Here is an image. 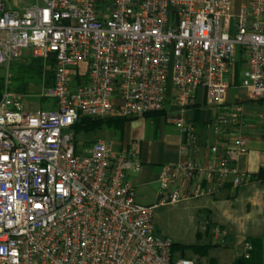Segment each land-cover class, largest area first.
<instances>
[{
  "label": "built area",
  "instance_id": "obj_1",
  "mask_svg": "<svg viewBox=\"0 0 264 264\" xmlns=\"http://www.w3.org/2000/svg\"><path fill=\"white\" fill-rule=\"evenodd\" d=\"M30 61L51 69L38 95L52 100L47 111L25 109V95L10 89L11 65ZM238 62L240 86L264 99V0L238 10L232 0H0V264H194L156 234L157 206L136 202L125 179L141 169L134 154L107 140L75 149L72 128L159 113L170 89L186 109L203 89L219 110L209 124L219 160L164 166L158 177L159 206L202 196L246 152L241 112L225 107ZM173 124L196 143L193 125ZM193 174L210 189L164 197ZM242 245L248 259L251 245Z\"/></svg>",
  "mask_w": 264,
  "mask_h": 264
},
{
  "label": "crops",
  "instance_id": "obj_2",
  "mask_svg": "<svg viewBox=\"0 0 264 264\" xmlns=\"http://www.w3.org/2000/svg\"><path fill=\"white\" fill-rule=\"evenodd\" d=\"M245 1L232 0L234 9L238 10ZM172 95L170 89L161 112L141 118L115 119L118 121L106 131V137L116 139L111 142L116 151H131L141 165L139 172H128L125 177L135 193L138 192L139 199L147 200L138 202L135 196L136 202L157 206L155 209L163 207L159 206L163 196L158 183L162 167L184 162L207 166L219 160V156L211 153L215 139L209 126L219 110L206 106L203 89L197 91L193 105L186 109L178 107ZM225 103V107L241 112V135L245 139L246 152L236 156L222 187L218 188L214 180L211 192L182 202L201 217L200 228L193 244L173 243L183 247H205L213 253L208 254L209 257H199L186 249L196 264L199 261L208 264L209 260L216 264H236L237 261L239 264H264V99L254 98L248 89L240 86V77H237L228 90ZM180 118L194 126V145L186 142L174 126L173 122ZM231 138L229 145L233 148L234 135ZM235 179H240L236 188L232 184ZM176 187L191 194L196 189L207 191L211 185L202 175H184L169 186L164 197ZM244 241L252 248L248 259L243 257Z\"/></svg>",
  "mask_w": 264,
  "mask_h": 264
},
{
  "label": "rangeland",
  "instance_id": "obj_3",
  "mask_svg": "<svg viewBox=\"0 0 264 264\" xmlns=\"http://www.w3.org/2000/svg\"><path fill=\"white\" fill-rule=\"evenodd\" d=\"M31 0H20L22 3H29ZM33 62L28 63L19 62L15 65H11L10 73L12 78L10 79V89L19 88V93L25 95L23 105L24 108L31 111H37L40 108L47 111L49 104L52 100H45L39 98L38 95L41 92L42 86L40 82L45 79L46 88L51 84V69L41 67V73L39 75L28 73L31 69ZM42 64V63H41ZM242 63L238 62L235 65V79L241 77ZM5 74V68H0V91L4 83L3 77ZM49 81V83H48ZM25 87L24 90H20ZM113 123H103L97 125L92 130H83L75 135L74 141L79 148H84L86 145L105 139L109 142H115L116 139L106 137V131L111 127ZM73 135V136H74ZM238 187V186H237ZM236 188V187H235ZM136 200L138 202H145L146 199H139V194L135 193ZM154 223L155 231L158 235H163L169 237L173 242L179 243L181 245H190L195 242V233L200 228L201 217L188 208V204L180 203L174 206L166 205L159 207L154 210ZM207 252V257L213 253ZM209 254V255H208ZM176 257L191 259L193 256L188 252H176ZM194 264L196 262L192 260ZM197 264H202L201 261Z\"/></svg>",
  "mask_w": 264,
  "mask_h": 264
},
{
  "label": "trees",
  "instance_id": "obj_4",
  "mask_svg": "<svg viewBox=\"0 0 264 264\" xmlns=\"http://www.w3.org/2000/svg\"><path fill=\"white\" fill-rule=\"evenodd\" d=\"M33 65L30 66L31 70L28 72L30 74H36V75H39L41 73V67H42V64L41 62L39 61H32ZM235 80V78H234ZM49 83V81H48ZM50 86V84H48ZM48 86V87H49ZM25 87H23L22 89L20 88V90H24ZM17 90V89H16ZM18 91H19V88H18ZM150 116V115H148ZM116 121L118 120H98V119H89V118H82L76 125H74V127L72 128V133L73 135L78 133V132H82L83 130H92L94 129L97 125H100L101 122L103 123H116ZM74 138H75V135H74ZM74 146H75V149H78V146L75 144V141H74ZM86 146H89V145H86ZM202 248V249H201ZM198 247V246H192V247H183L181 245H178V244H174L172 245V255L173 257H176V252L177 251H181V252H185V250H191L193 254L195 255H198L199 257H205L207 255V252H208V248H205V247ZM240 261H237L236 264H239ZM208 264H216L215 262H213V260H209V263Z\"/></svg>",
  "mask_w": 264,
  "mask_h": 264
}]
</instances>
